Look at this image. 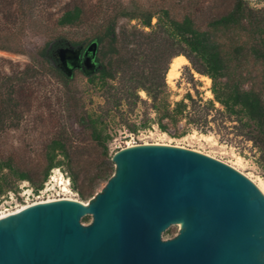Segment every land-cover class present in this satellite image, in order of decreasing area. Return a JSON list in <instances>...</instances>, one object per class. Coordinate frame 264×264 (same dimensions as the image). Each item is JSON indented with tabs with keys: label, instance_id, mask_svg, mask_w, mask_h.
I'll return each instance as SVG.
<instances>
[{
	"label": "trees",
	"instance_id": "trees-1",
	"mask_svg": "<svg viewBox=\"0 0 264 264\" xmlns=\"http://www.w3.org/2000/svg\"><path fill=\"white\" fill-rule=\"evenodd\" d=\"M57 1L0 0V51L20 53L11 49V45L15 46L14 40L30 25L33 11L47 10ZM87 14L84 4L69 2L56 13L44 11L38 17L65 28L82 25L89 19ZM118 18L138 20L142 27L150 30L144 33L121 29L116 33ZM153 18L156 19L154 25L151 24ZM91 41L98 45L96 68L82 74L91 86L101 90L103 106L99 107V112L84 113L79 123L88 140L100 149L102 158L91 166L82 165L72 147L62 138L54 137L44 146L40 172L14 165L11 159H0V197L15 191L17 182L21 181L30 183L37 192L51 170L64 167L71 189L80 200H89L113 173L106 145L110 137L105 118L121 107L131 110L142 102L139 91L149 99V107L156 116L155 124L163 133L181 119L196 123L199 118L193 120L189 111L196 112L197 108L204 109V116L220 113L246 128L247 140L259 153L258 164L264 183V7L253 9L246 0H230L220 14L201 18L186 14L177 19L167 8L154 13L135 6H119L107 17L101 33ZM67 44L81 43L63 38L47 42L36 53L37 66L26 64L21 70L19 64L0 57V136L18 128L32 105L35 92L28 83L29 75H50L63 85L72 78L61 69L57 54ZM178 56H183L195 73L208 77L212 100L203 102L187 93L184 99L170 103L165 79L172 59ZM5 64L11 66L9 72ZM135 130L129 126V131ZM3 170L7 173H2ZM88 219L82 218L83 221Z\"/></svg>",
	"mask_w": 264,
	"mask_h": 264
},
{
	"label": "water",
	"instance_id": "water-1",
	"mask_svg": "<svg viewBox=\"0 0 264 264\" xmlns=\"http://www.w3.org/2000/svg\"><path fill=\"white\" fill-rule=\"evenodd\" d=\"M96 50L93 41L83 53L86 73ZM57 54L67 75L79 67L81 48ZM110 161L112 175L86 203L0 217V264H264V194L241 172L162 144L124 147Z\"/></svg>",
	"mask_w": 264,
	"mask_h": 264
},
{
	"label": "rangeland",
	"instance_id": "rangeland-1",
	"mask_svg": "<svg viewBox=\"0 0 264 264\" xmlns=\"http://www.w3.org/2000/svg\"><path fill=\"white\" fill-rule=\"evenodd\" d=\"M246 1L253 9L264 7V0ZM69 2H80L86 6L89 19L82 25L60 28L38 17L43 15L44 11L56 13L66 7ZM229 2L230 0H59L47 10L33 11L30 25L25 26L27 28L21 32L19 38L14 40L15 46L11 45V49H17L20 53L0 51V57L19 64L20 70L26 64L34 63L37 66L36 53L47 42L63 38L70 42L88 43L101 33L103 23L108 16L118 10L119 6L127 8L135 6L142 11L154 13L167 8L173 17L180 19L186 14H192L197 18L220 14L226 10ZM155 22L156 19L153 18L151 24L154 25ZM121 29H136L144 33L150 30L142 27L138 20L118 18L115 32L118 33ZM4 67L6 71L11 69V66L7 64ZM206 79L208 77L195 73L189 64L180 67L175 80L165 79L169 93L168 100L170 103L180 101L187 93L195 99L199 97L203 102L212 100L213 97L208 95L211 81L206 82ZM28 83H31L35 92L32 105L18 128L7 130L0 136V159H11L14 165L40 172L43 168L44 146L52 138L57 137L62 138L72 147L82 165L91 166L97 163L102 158L100 149L88 140L79 121L84 113L99 112V107L103 106L101 90L91 86L80 71H74L66 85L43 73L29 75ZM137 94L142 102L131 110L121 107L120 110L110 112L105 118L106 131L110 137L106 143L108 156H112L114 152L126 147L127 144L171 145L197 151L224 162L252 181L262 179V170L258 164L259 153L247 140L245 136L247 129L239 123L233 122L232 119L220 113L211 112L208 116H204V109L197 108L196 112L191 109L189 111L193 120L199 118L196 123L189 124L181 119L176 125L171 126L167 133H163L155 124L156 116L149 107L150 101L146 94L142 91ZM215 107L220 109L217 103ZM129 126L134 127L135 132L129 131ZM59 169L66 173L64 167ZM2 173H7V170H3ZM49 175H52L51 171ZM54 176L58 177L57 171L54 172ZM67 178L66 173L63 178L64 183ZM104 184L101 183L95 193ZM16 185L15 191L6 192L0 197V211L14 210L18 206L34 201V197L30 195L31 190L33 192L35 190L30 183L21 181ZM48 187L52 189L50 193L54 195L53 198H62L67 195L56 186V180L53 182L50 180ZM69 191V197L83 203L88 201L80 200L71 189V184ZM10 193L14 194L11 200ZM24 202L27 203L24 204Z\"/></svg>",
	"mask_w": 264,
	"mask_h": 264
},
{
	"label": "bare ground",
	"instance_id": "bare-ground-1",
	"mask_svg": "<svg viewBox=\"0 0 264 264\" xmlns=\"http://www.w3.org/2000/svg\"><path fill=\"white\" fill-rule=\"evenodd\" d=\"M186 64H188L187 60L183 57V56H178V57H175L172 59L170 65H169V69H168V72L166 74V78H167V81H173L177 78L178 76V71L180 69V67L182 66H185ZM204 79V78H203ZM207 81L206 82H210L209 79H206ZM208 95L209 97H212L210 92H208ZM147 144V143H145ZM131 146H134L133 144H127L126 147H131ZM56 180V186H58L61 191L67 195H65L64 197H59V198H48V199H44V200H39L37 202H34V203H27L26 205H22V206H18L16 209L14 208V210H3V211H0V217L10 213V212H13L17 209H22V208H26V207H29L31 205H35L37 203H45V202H50V201H55V200H58V199H69V200H75L73 199L72 197H69L68 194H70V191L67 187V182L64 183V179L60 176L58 177H53L52 178V182ZM252 181V180H251ZM257 187L259 188V190L264 194V183H263V180L258 178L257 181H253Z\"/></svg>",
	"mask_w": 264,
	"mask_h": 264
},
{
	"label": "built area",
	"instance_id": "built-area-1",
	"mask_svg": "<svg viewBox=\"0 0 264 264\" xmlns=\"http://www.w3.org/2000/svg\"><path fill=\"white\" fill-rule=\"evenodd\" d=\"M56 171L58 173V176H60L62 178H64V176H66V173L65 172H62L59 168H56V169L51 170V174L52 175H49L48 180L43 184V187L41 189H39L37 192H35V191L33 192L31 190V195L30 196L34 197V201H32V202H36L37 200H44V199L46 200L49 197H52V198L54 197V195H52L50 193L52 189H51V187H48V183H49L50 180H52L53 174ZM54 177H56V176H54ZM66 182H67V187L70 189V182H69V179L68 178L66 179ZM13 197H14V194H11L10 193L9 194V199L11 200V199H13ZM26 203L27 202H24V204H26Z\"/></svg>",
	"mask_w": 264,
	"mask_h": 264
},
{
	"label": "flooded vegetation",
	"instance_id": "flooded-vegetation-1",
	"mask_svg": "<svg viewBox=\"0 0 264 264\" xmlns=\"http://www.w3.org/2000/svg\"><path fill=\"white\" fill-rule=\"evenodd\" d=\"M91 42H93V41H90V42H88V43H82V44H80V45H77V46H73V45H69V44H67L65 47H63V48H66V47H68V48H81V54H80V60H79V67H76V68H74L72 71H71V73H70V75L69 76H72V74L74 73V71H81V73H86L85 71H84V68L82 67V65H81V62L83 61V53H84V51L86 50V48L88 47V45L91 43ZM97 49H98V45H97ZM96 55H97V50H96V54H95V57L92 59V63H93V65H92V67L88 70V73L89 72H91V71H93L95 68H96V61H95V58H96ZM60 65H61V63H60Z\"/></svg>",
	"mask_w": 264,
	"mask_h": 264
}]
</instances>
